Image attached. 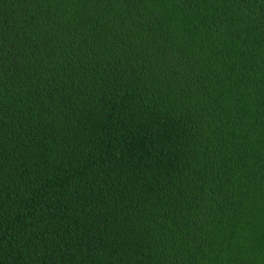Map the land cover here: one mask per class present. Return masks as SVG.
Segmentation results:
<instances>
[{"label": "trees", "instance_id": "obj_1", "mask_svg": "<svg viewBox=\"0 0 264 264\" xmlns=\"http://www.w3.org/2000/svg\"><path fill=\"white\" fill-rule=\"evenodd\" d=\"M166 259L264 264V0H0V264Z\"/></svg>", "mask_w": 264, "mask_h": 264}, {"label": "bare ground", "instance_id": "obj_2", "mask_svg": "<svg viewBox=\"0 0 264 264\" xmlns=\"http://www.w3.org/2000/svg\"><path fill=\"white\" fill-rule=\"evenodd\" d=\"M260 98H261V97H260ZM257 99H259L258 96H257ZM254 102H255V101H254ZM256 102H257V101H256ZM258 102H259V101H258ZM253 105H254V104H253ZM255 105H257V104H255ZM209 106H210V105H209ZM209 106H208V107H209ZM205 114H206V113H205ZM200 217H202V216H200ZM202 219H203V218H202ZM202 219H201V221H202ZM203 220H204V219H203ZM185 224H186V223H184V225H185ZM187 226H188V225H187ZM183 227H184V226H183ZM184 228H185V227H184ZM186 228H187V227H186ZM186 228H185V229H186ZM187 229H188V232H189V228H187ZM181 231H182V230H181ZM183 231H184L183 234H185V230H183ZM191 231H192V229H191ZM186 232H187V231H186ZM188 232H187V233H188ZM192 232H193V231H192ZM194 232H195V231H194ZM190 233H191V232H190ZM195 233H196V232H195ZM180 235H181V234H180ZM195 236H196V235H195ZM162 237H163V236H162ZM198 237H199V236H198ZM159 238H160V237H159ZM164 238H165V237H164ZM166 238H167V237H166ZM196 238H197V237H196ZM157 239H158V238H157ZM167 239H170V238H167ZM190 239H191V238H190ZM191 240H193V239H191ZM194 240H195V239H194ZM194 240H193V242H191L190 244L194 243V242H195ZM159 241H160V240H159ZM162 241H163V239L161 238V243H162ZM167 241H168V240H167ZM167 241H166V243H167ZM186 241H187V242H186V245H189L188 243H189L190 241H189V242H188V240H186ZM158 243H159V242H158ZM161 243H159V244L161 245ZM195 243H197V241H196ZM198 243H199V239H198ZM198 243H197V244H198ZM156 244H157V240H156ZM162 244H163V243H162ZM164 244H165V242H164ZM167 244H168V243H167ZM170 244H171V242H170ZM184 244H185V242H184ZM184 244H183V245H184ZM200 244H201V242H200ZM186 245H185V246H186ZM164 246H165V245H163V248H162V249H164ZM185 246H184V247H185ZM191 246H192V245H191ZM194 246H195V244H194ZM197 246H198V245H197ZM197 246H196V247H197ZM199 246H200V245H199ZM199 246H198V247H199ZM161 247H162V246H160L159 249H160V251L162 252ZM168 247H169V246H168ZM173 247H175V249H176V246H173ZM177 247H178V246H177ZM182 247H183V246H182ZM184 247H183V248H184ZM170 248H171V246H170ZM170 248H169V249H170ZM180 248H181V247H180ZM180 248H179V250H180ZM189 248H190V247H189ZM171 249H173V248H171ZM177 249H178V248H177ZM185 249H186V248H185ZM187 249H188V247H187ZM187 249H186V250H187ZM195 249H197V248H195ZM182 250H183V249H182ZM186 250H185L184 252H187ZM190 250H192V249L190 248ZM190 250H189V251H190ZM193 250H194V248H193ZM129 251H130V250H129ZM131 251H132V250H131ZM165 251H166V249H165ZM189 251H188V253L192 252V251H190V252H189ZM125 252H126V251H125ZM169 252H170V251H169ZM171 252H172L171 254H173V252H176V251L172 250ZM179 252H180V251H179ZM179 252H178V253H179ZM142 253H143V251H142ZM144 253H145V251H144ZM167 253H168V252H167ZM167 253H166V256H167ZM182 253H183V252H182ZM136 254H137V253H136ZM164 254H165V253H164ZM168 254H169V253H168ZM176 254H177V253H176ZM180 254H181V252H180ZM183 254H184V253H183ZM124 255H125V254H124ZM124 255H123V257H124ZM132 255H133V254H132ZM146 255H147V254H146ZM151 255H152V254H151ZM151 255L149 256L150 258H151ZM129 256H130V255L128 254V257H129ZM142 256H143V255H142ZM142 256H140V257H142ZM153 256H154V255H153ZM166 256H165V257H166ZM144 257H145V256H144ZM147 257H148V255H147ZM165 257H164V258H165ZM170 257H171V255H170ZM170 257L167 256V258H170ZM131 258H132V257H131ZM131 258H130V259H131ZM155 258H157V257H155ZM155 258H154V260H155ZM162 258H163V257H162ZM164 258H163V259H164ZM122 259H124V258H122ZM122 259H120V260H122ZM139 259H140V258H139ZM142 259H143V258H142ZM163 259H162V260H163ZM170 259H171V258H170ZM170 259H169V260L166 259V261H167V260L169 261V262H167V263H169V264L172 263V262H170ZM131 260H132V259H131ZM145 260H146V259H145ZM148 260H149V259H148ZM152 260H153V258H152ZM162 260H160V261H162ZM172 260H173V259H172ZM133 261H134V260H133ZM150 261H151V260H150ZM160 261H158V262H160ZM120 262H122V264H123L124 261H120ZM138 262L141 264L142 260H141V262H140V261H138ZM143 262H147V261H143ZM143 262H142V263H143ZM148 262H149V261H148ZM156 262H157V261H156ZM164 262H165V260H164ZM125 263H126V261H125ZM131 263H132V262H131ZM131 263H130V264H131ZM133 263H134V262H133ZM149 263H150V262H149ZM153 263H154V262H153ZM153 263H151V264H153ZM118 264H119V263H118ZM128 264H129V262H128ZM137 264H138V263H137ZM146 264H147V263H146ZM156 264H158V263H156ZM160 264H162V263H160ZM163 264H164V263H163Z\"/></svg>", "mask_w": 264, "mask_h": 264}]
</instances>
